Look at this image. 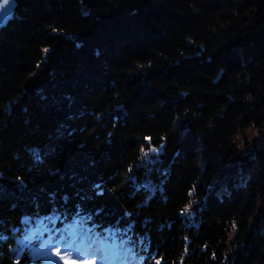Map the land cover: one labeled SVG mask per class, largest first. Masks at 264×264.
<instances>
[{
  "label": "trees",
  "instance_id": "trees-1",
  "mask_svg": "<svg viewBox=\"0 0 264 264\" xmlns=\"http://www.w3.org/2000/svg\"><path fill=\"white\" fill-rule=\"evenodd\" d=\"M250 129L264 0H21L0 31V264H43L61 234L108 264H264Z\"/></svg>",
  "mask_w": 264,
  "mask_h": 264
},
{
  "label": "snow or ice",
  "instance_id": "snow-or-ice-1",
  "mask_svg": "<svg viewBox=\"0 0 264 264\" xmlns=\"http://www.w3.org/2000/svg\"><path fill=\"white\" fill-rule=\"evenodd\" d=\"M83 2V0H82ZM11 3V2H10ZM89 13L85 12V15H88ZM12 12L10 9V4L3 9V16H0V26H3L6 24V22L11 18ZM55 31H63V29H56ZM49 49L45 48L44 51L47 52ZM150 63V61H149ZM35 73H30L29 75H34ZM118 95V94H117ZM14 99V98H13ZM187 111V109H185ZM100 113H94L93 114V119L97 120L100 118ZM174 123V122H173ZM71 135V133H69ZM112 135V132H107L106 133V138L110 137ZM166 139V137L164 138ZM144 140L147 141L150 145L152 142V137L145 136ZM163 147V144L159 146H150L147 149L141 148L140 151L145 152L147 154L148 152H158L160 148ZM129 171H132L131 165H129ZM2 175V173H0ZM16 179L20 182H23L25 177L24 176H17ZM97 188L100 187L99 184L96 185ZM112 191H116V188H113ZM192 189L189 190V195L191 194ZM98 195H103V193H97ZM190 210V205L186 204L183 207L180 208V213H185ZM236 225L235 223L233 224V231H235ZM54 231H59V229H54ZM87 244L90 245L87 247V250L83 253L85 257H87L90 261L91 264H100L101 259L105 257L106 253L103 247H96L94 246L91 241L86 240L83 236H76V235H71L66 237L65 235L61 234L59 236H53L49 240V247L52 250V253L54 256L58 258H65V259H77L76 255L72 252H67L65 251L64 247H61V245H77V244ZM205 247H207L205 245ZM3 257V253H0V258ZM213 258H215V253H213ZM14 264H23L22 260L20 258H17L14 262ZM153 264H163V257L157 256L156 259L154 260Z\"/></svg>",
  "mask_w": 264,
  "mask_h": 264
},
{
  "label": "rangeland",
  "instance_id": "rangeland-1",
  "mask_svg": "<svg viewBox=\"0 0 264 264\" xmlns=\"http://www.w3.org/2000/svg\"><path fill=\"white\" fill-rule=\"evenodd\" d=\"M245 137H247L248 140L253 141L256 138H259L260 143H264V135L259 134V132L255 129H250L244 132ZM244 143V139L240 138L239 140V145H243ZM158 152H148L147 154H145V152H142L141 154V158H143L144 160H153L155 156H157ZM76 232V231H75ZM76 236L79 237V235L77 234ZM51 238H48V242L45 244V240H41L43 241L44 245L42 248H40L39 251H36V257L41 258L42 259V263L43 264H91V261L84 256V252L87 250V247H84L83 245L78 246V245H61V247L65 248V251L67 252H72L76 255L77 259H65L63 257L58 258L56 256L53 255L51 248L49 247V240ZM95 246V245H94ZM85 248V250H83ZM121 253H118L117 256L118 258H121L122 255H120ZM76 260H79V262H77ZM118 259L114 258V261L112 264H117ZM107 258H102L100 264H107L106 263ZM124 264H129V262H126Z\"/></svg>",
  "mask_w": 264,
  "mask_h": 264
},
{
  "label": "water",
  "instance_id": "water-1",
  "mask_svg": "<svg viewBox=\"0 0 264 264\" xmlns=\"http://www.w3.org/2000/svg\"><path fill=\"white\" fill-rule=\"evenodd\" d=\"M20 1L21 0H0V16H3V9L6 8L9 4H10L11 12H12V16L6 22V24H4L3 26H0V31L3 28H5L9 24V22L14 18V15L17 11V7L20 4ZM98 1L99 0H83L82 2V0H80V4L83 6H87L89 8H93Z\"/></svg>",
  "mask_w": 264,
  "mask_h": 264
}]
</instances>
